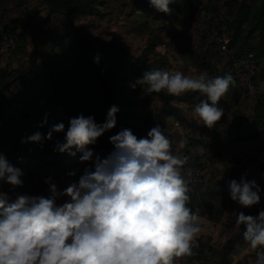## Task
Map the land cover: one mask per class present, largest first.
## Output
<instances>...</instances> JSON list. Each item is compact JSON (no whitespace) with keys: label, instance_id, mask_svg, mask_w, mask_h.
Listing matches in <instances>:
<instances>
[{"label":"rangeland","instance_id":"rangeland-1","mask_svg":"<svg viewBox=\"0 0 264 264\" xmlns=\"http://www.w3.org/2000/svg\"><path fill=\"white\" fill-rule=\"evenodd\" d=\"M262 0H173L171 14L156 11L149 0H99L91 8L74 17L59 13L50 15L43 0H0V73L10 82L5 101L10 110L0 116V153L22 171V187L13 188L0 181V192L8 202L18 195H50L44 181L51 177L58 192L78 182L91 162L74 158L78 174L68 173L71 160L48 164L56 144L68 129L69 120L91 116L102 124L105 114L103 89L85 93L83 88L93 75L101 57L109 66V80L119 95L118 115L125 122L121 130L130 129L137 138L160 125L172 142V152L190 159L181 168L189 181L188 206L199 208L203 217L202 231L197 235L193 255L176 258L175 264H254L255 252L243 240L245 227L235 226L236 215L258 216L264 210V39L255 32L250 40L256 60L248 56L256 68L255 76L235 81L219 101L224 115L209 129L192 117V108L203 97L200 93L173 96L164 104L159 93H148L131 85L143 71L134 58L147 61L151 70L181 71L192 75L206 71L210 78L223 76L230 70L227 57L216 47L220 31L217 17L232 19L244 15L250 19ZM23 25H22V24ZM22 25L23 34L16 45L6 49L2 33ZM221 26V25H220ZM232 30V29H231ZM264 35V27L262 29ZM38 49L35 74L30 86L13 80L29 66L33 40ZM260 45L258 49L257 46ZM255 47V48H254ZM90 48V49H89ZM93 51H98L95 54ZM99 62L94 63V57ZM255 78V79H254ZM248 83L253 85L250 89ZM79 103L74 106L73 93ZM166 93V91H161ZM261 103L262 110L258 111ZM81 112V113H80ZM47 117V123L40 125ZM62 122L64 132L54 133L51 140L21 143L22 138L40 132L46 136L50 128ZM254 124L250 127V124ZM110 131L88 147L101 159L113 151ZM181 141L184 147L179 148ZM37 155L42 165H37ZM81 155V154H80ZM75 163V164H74ZM244 177L260 188V202L243 208L230 199L229 183ZM67 197H58V205Z\"/></svg>","mask_w":264,"mask_h":264},{"label":"clouds","instance_id":"clouds-1","mask_svg":"<svg viewBox=\"0 0 264 264\" xmlns=\"http://www.w3.org/2000/svg\"><path fill=\"white\" fill-rule=\"evenodd\" d=\"M158 12L171 14L173 0H149ZM99 56L94 57V63ZM235 81L228 74L210 78L206 71L186 75L181 71H144L133 85L148 93L166 91L179 97L192 92L204 99L192 108V117L211 129L224 115L219 101ZM118 107L109 108L105 121L93 117L71 118L63 143L56 150L75 148L80 163L91 162L78 182L58 192L52 178L45 196L18 195L8 202L0 192V264H175L193 255L202 231L203 217L188 204L189 181L181 174L186 160L172 152V142L160 125L137 138L124 129L109 138L113 151L101 159L88 147L116 125ZM47 123V117L40 125ZM65 125H53L42 136L36 132L21 143L51 140ZM184 147L181 141L179 148ZM74 155L75 153H71ZM69 176L75 175L69 172ZM22 171L0 153V181L22 187ZM260 188L244 177L229 183L230 199L243 208L260 202ZM68 200L58 205V197ZM236 215L235 226L245 227L243 240L255 252L254 264H264V210L258 216Z\"/></svg>","mask_w":264,"mask_h":264},{"label":"trees","instance_id":"trees-1","mask_svg":"<svg viewBox=\"0 0 264 264\" xmlns=\"http://www.w3.org/2000/svg\"><path fill=\"white\" fill-rule=\"evenodd\" d=\"M44 3L49 8V14H63L67 16L68 18L74 17L80 12H83L87 8H91L92 5L96 4L99 0H43ZM218 26L225 25L229 31L230 35V42L227 45V51L224 55L227 57L228 62L230 63V70L223 71V76L230 74L233 77L234 81H237L238 79H241L238 73L234 70L232 67V60L233 59H239V58H248V56L251 55V58L256 60V52L251 48L250 40L252 38L253 33L259 32L261 33L262 39H264V35L262 33V29L264 27V0H262L261 4L258 7H255V11L252 12L250 19L247 16L244 15H236L232 21L229 19H221L220 16L217 17ZM22 24V23H21ZM23 25V24H22ZM22 25H20L22 27ZM14 27H12L10 30H12ZM232 29V30H231ZM4 33V32H3ZM2 33V34H3ZM1 34V35H2ZM22 34H23V28H22ZM216 47L219 52V42H216ZM258 49L260 48V45L257 46ZM255 48V47H254ZM90 49V48H89ZM95 54H98V51H93ZM38 57V49L36 46L35 39L33 40V50L31 52V59L28 68L23 73H19V75L13 80L14 82H21L23 81L24 84L32 85L33 82L36 79L35 74V66H36V60ZM135 64L137 69L140 71H151L150 64L147 63L146 60L139 58H134ZM109 66L105 65L102 57L100 60L99 65L95 69V72L91 77H89L85 83V86L83 88V91L85 93H88L89 91H94L95 89H103L104 95H105V114H107L109 108L113 105L118 107V102L120 101V95L119 92L114 84V82H111L109 80ZM255 79V78H254ZM10 82L5 80V72L0 73V116L7 110H10V105L6 103L5 101V94L8 91ZM162 99L164 101V104L169 105L170 100L173 98V96H170L166 93L160 92ZM73 98V104L76 106L79 101L77 100V93L74 92L71 96ZM261 103L258 105V111H261L263 108L261 106ZM81 113V112H80ZM125 124V122L121 119V117L116 114V125L113 129L110 130L111 136L117 134L120 132L121 127ZM254 124H250V127H253ZM67 131V130H66ZM65 131V133H66ZM61 138V141L58 143L64 142V136ZM71 153H75L72 155ZM80 152L77 151L75 148L71 149L70 152H64L61 153L59 151H55V154L50 157L47 161L48 164L52 163H58L66 157L67 160H71L72 164L70 165L69 171L74 172L75 175H72L73 177H76L78 174L76 165H73L74 158L80 156ZM30 157L33 159H37V165H42V161L37 158V155H33L30 153ZM184 159L186 162H189L190 154L189 152H186ZM75 164V163H74Z\"/></svg>","mask_w":264,"mask_h":264},{"label":"built area","instance_id":"built-area-1","mask_svg":"<svg viewBox=\"0 0 264 264\" xmlns=\"http://www.w3.org/2000/svg\"><path fill=\"white\" fill-rule=\"evenodd\" d=\"M220 36L218 39L219 42V53L225 54L227 51V45L230 42V35L227 27L225 25L219 26ZM22 35V27L20 25L15 26L12 30L6 31L2 34V42L5 45L6 49L13 48L18 42L20 36ZM232 67L240 76L248 78V81L252 80L256 73L255 66L249 61L248 58H239L232 60ZM250 89L253 88V85L248 83Z\"/></svg>","mask_w":264,"mask_h":264}]
</instances>
